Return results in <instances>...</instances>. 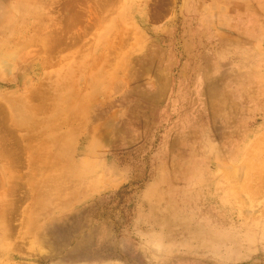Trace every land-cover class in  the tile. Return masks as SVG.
I'll list each match as a JSON object with an SVG mask.
<instances>
[{
    "label": "rangeland",
    "instance_id": "rangeland-1",
    "mask_svg": "<svg viewBox=\"0 0 264 264\" xmlns=\"http://www.w3.org/2000/svg\"><path fill=\"white\" fill-rule=\"evenodd\" d=\"M221 1L0 0V264H264V0Z\"/></svg>",
    "mask_w": 264,
    "mask_h": 264
},
{
    "label": "crops",
    "instance_id": "crops-1",
    "mask_svg": "<svg viewBox=\"0 0 264 264\" xmlns=\"http://www.w3.org/2000/svg\"><path fill=\"white\" fill-rule=\"evenodd\" d=\"M188 2V1H187ZM222 1L221 0H199V5L201 7V13L202 15H206V16H215V13H218L219 10V6L222 5L221 4ZM216 22V20H215ZM256 46V45H255ZM259 67H255V70H258ZM255 85H262V79L259 78L258 82L255 81ZM261 93V92H260ZM259 93V94H260ZM238 94H240V91H238ZM253 140H255V137L251 138V136H249V138L247 139V141H245L243 143V145L241 147H238V149H241L240 154L238 156V158L236 160H234L233 165L232 166H238L241 162V160L244 157V151H245V147L251 143ZM190 165L192 166V163H190ZM195 166H199L198 171L201 172L202 168H201V163H197L194 164ZM194 166V167H195ZM238 176L240 177V181H246V179H248V181H255V180H261L262 178H256V174L252 171H249V169L245 172H243V174L241 175L240 172L237 173ZM201 176L203 177L202 172L200 173V178Z\"/></svg>",
    "mask_w": 264,
    "mask_h": 264
},
{
    "label": "bare ground",
    "instance_id": "bare-ground-1",
    "mask_svg": "<svg viewBox=\"0 0 264 264\" xmlns=\"http://www.w3.org/2000/svg\"><path fill=\"white\" fill-rule=\"evenodd\" d=\"M88 28V27H87ZM235 171V170H234ZM233 172V171H232ZM235 174V173H234ZM255 191V190H254Z\"/></svg>",
    "mask_w": 264,
    "mask_h": 264
}]
</instances>
